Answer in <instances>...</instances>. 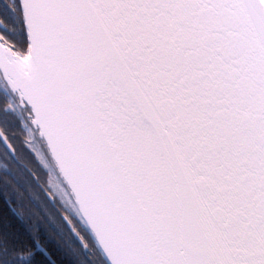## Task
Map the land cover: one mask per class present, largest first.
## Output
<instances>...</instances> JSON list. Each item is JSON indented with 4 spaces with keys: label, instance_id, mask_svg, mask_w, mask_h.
Wrapping results in <instances>:
<instances>
[{
    "label": "snow or ice",
    "instance_id": "obj_1",
    "mask_svg": "<svg viewBox=\"0 0 264 264\" xmlns=\"http://www.w3.org/2000/svg\"><path fill=\"white\" fill-rule=\"evenodd\" d=\"M0 264H264V0H0Z\"/></svg>",
    "mask_w": 264,
    "mask_h": 264
}]
</instances>
